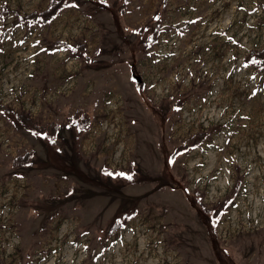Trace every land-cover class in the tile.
Segmentation results:
<instances>
[{"label": "rangeland", "instance_id": "rangeland-1", "mask_svg": "<svg viewBox=\"0 0 264 264\" xmlns=\"http://www.w3.org/2000/svg\"><path fill=\"white\" fill-rule=\"evenodd\" d=\"M262 50L264 0H0V264H264Z\"/></svg>", "mask_w": 264, "mask_h": 264}, {"label": "trees", "instance_id": "trees-1", "mask_svg": "<svg viewBox=\"0 0 264 264\" xmlns=\"http://www.w3.org/2000/svg\"><path fill=\"white\" fill-rule=\"evenodd\" d=\"M65 7V3L63 4V2H57V1H53L51 3V5L49 6L47 11H44L43 13L40 14H32L30 15L28 18L31 19L32 21H40V22H51L53 18H55L57 16V14ZM40 18V19H39ZM252 58L254 61L258 62L260 66L264 67V50L262 51H258V52H253L252 53ZM253 61V62H254ZM27 123V122H26ZM26 127L29 129H34V131H36L37 133H41V134H49L51 132H49V130L47 132H39L38 130H36L34 127L26 124ZM24 124V123H23ZM199 136H195L193 138H191L188 143L185 145L184 148L180 149V151L186 150V149H191L194 147H198L202 141H199Z\"/></svg>", "mask_w": 264, "mask_h": 264}, {"label": "water", "instance_id": "water-1", "mask_svg": "<svg viewBox=\"0 0 264 264\" xmlns=\"http://www.w3.org/2000/svg\"><path fill=\"white\" fill-rule=\"evenodd\" d=\"M139 82H140V80L139 79H137Z\"/></svg>", "mask_w": 264, "mask_h": 264}]
</instances>
